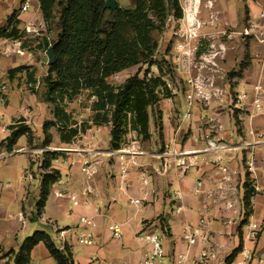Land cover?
I'll return each mask as SVG.
<instances>
[{
	"label": "crops",
	"instance_id": "0c3cea01",
	"mask_svg": "<svg viewBox=\"0 0 264 264\" xmlns=\"http://www.w3.org/2000/svg\"><path fill=\"white\" fill-rule=\"evenodd\" d=\"M116 1L121 6L122 0ZM214 1L220 6L219 17L225 21L250 18L257 10L255 2L264 3V0H241L239 9L230 0ZM12 15L20 22L21 30L30 25L43 24L39 0H0V27ZM237 42L236 49L229 53L225 64V68L230 71L236 65L241 69L245 54V46L240 41ZM7 45L15 47L17 55L21 57L18 60L15 57L8 59L10 70L21 66L30 67V71L37 68L34 55L36 52L41 53L35 48L38 42L31 46L35 50H29L31 48L21 47L19 41H0L1 49ZM249 48L248 71L235 75V84L228 82L234 92L249 90L262 77L264 46L252 41ZM231 53H236V61H230ZM43 66L44 63H40V67ZM0 72L4 75L3 70L0 69ZM37 75L36 73L34 78L36 81L39 80ZM9 79L22 92L26 104L22 108L24 115L14 116L15 111L11 109L5 92L1 91L2 87L6 89L7 86L0 87V95L3 94L5 98L0 106L7 108L9 112L8 123L0 128V133L9 132V138V127L24 119L23 124L30 129L35 128L39 134L42 119L53 117L51 110L31 92L33 84L28 83L26 74H17ZM35 90L37 91L36 87ZM187 110L183 95L162 101L159 126L153 123L152 114L150 117V140L143 142L136 139L125 143L116 151L110 148V129L105 126L94 127L73 146L61 144L59 140L60 148L71 147L74 150L52 163V168L61 173V181L52 186L37 223L27 221L23 205L25 199L20 197L23 189L12 191V184L4 185L0 182V264H13L12 259L5 255L9 251H18L23 242L36 232L47 234L57 250L64 252L68 248L73 264H142L149 252V247L139 239L140 233L145 229L165 237L166 256L158 264H170L174 252H188L190 258L198 254L201 247L188 249L181 240L180 230L184 225L198 226L201 219L207 220V230L215 238L221 252L219 264H227L229 260L232 263L238 253L237 249L245 244L243 232L250 222L257 223L261 227V233L256 243L248 242L247 246L264 258V196L254 194L252 190L255 183L264 190V116L251 118L249 110L243 108L237 114L242 125V130H238L235 119L230 118V112L222 106L204 108L200 112L195 109L192 120L184 117ZM201 112L214 115L217 121L222 120L223 123L209 125L200 121ZM3 120L4 116H1L0 121ZM251 130L254 135L250 134ZM206 137L221 140L226 145L224 158L227 161L229 172L226 176L230 177L229 182H224V175L212 165L214 155L205 151ZM6 139L0 140V161L5 158L3 153L12 156L14 152L13 150L10 155L2 146ZM174 148L183 152L196 151L192 158L193 166L186 170L175 167L164 169L163 160L158 155ZM19 150L26 151L25 148L16 151ZM251 157L256 160L255 175L250 174L246 166ZM63 161L73 162L74 165L67 166ZM86 161L96 170L91 177L85 173ZM124 169L128 170V177L125 179L121 177ZM122 182L127 184L126 192L119 189ZM199 183L202 184L200 188ZM86 189L90 193L85 196L83 192ZM248 189L252 195L247 208L245 199ZM177 194L182 198L177 199ZM72 196L79 200V206L71 205ZM133 201H138L139 204H133ZM229 204H233L232 209L228 208ZM178 208H181L179 213ZM61 210L72 224L59 222L51 215L54 211L59 213ZM83 217L91 220L94 227L82 224ZM45 227L53 229L55 235L52 237ZM114 227H118L121 239L115 238ZM88 234L93 235V245L80 244V237ZM79 246L83 253L76 254L75 248ZM29 264L57 263L45 245L39 244L31 252Z\"/></svg>",
	"mask_w": 264,
	"mask_h": 264
},
{
	"label": "trees",
	"instance_id": "16d2710c",
	"mask_svg": "<svg viewBox=\"0 0 264 264\" xmlns=\"http://www.w3.org/2000/svg\"><path fill=\"white\" fill-rule=\"evenodd\" d=\"M40 11L45 25V35L38 42L36 50L46 53L52 48L55 63L48 66L46 77L42 78L45 91L30 90L41 102L53 107L54 121L43 126L44 147L52 144L50 129L56 128L61 144L70 145L86 127H78L67 114L62 104L71 102L82 91L91 92L95 101L92 105L93 125H110L112 150H120L126 143L129 132H134L143 141H149L151 109L171 98L166 81H174L172 57L168 55L162 64L154 63L158 52V42L154 35L162 34L169 18L180 20L182 10L179 0H134V7L123 8L117 4L116 11L104 9L106 0H39ZM20 22L12 15L0 29L1 40H19L22 35ZM24 48L27 45L24 44ZM28 48H31L28 47ZM31 48L29 50H35ZM165 58V57H164ZM158 67L159 76L140 77V71L126 80L123 85L114 86L108 79L137 66ZM21 66L8 72L9 78L27 72L28 83L39 84L35 71ZM160 113V111H158ZM20 119L10 126L11 135L3 143L5 150L13 152L22 137L29 146L33 144V131ZM61 154L50 153L42 176L37 216L50 195L53 185L61 179V173L52 168L51 162ZM251 191L248 190L245 206L248 208ZM39 244H44L57 264H73L70 250L56 249L50 237L36 232L27 238L18 251H9L5 257L13 264H29L31 252ZM234 256V255H233ZM230 264V260L227 262Z\"/></svg>",
	"mask_w": 264,
	"mask_h": 264
},
{
	"label": "rangeland",
	"instance_id": "374dc122",
	"mask_svg": "<svg viewBox=\"0 0 264 264\" xmlns=\"http://www.w3.org/2000/svg\"><path fill=\"white\" fill-rule=\"evenodd\" d=\"M191 2H194V0H179V4L182 10V18L184 16V11L187 8H190V6L195 7L197 6V17L198 20L202 23V28H201V35L205 36V38H202L201 45L199 47V54L201 55L202 53H207L209 51H212L213 55L220 53L218 58H216V63L219 65V69H217L216 73L210 72L211 70H205L201 72L202 77L205 80H211L214 78L216 81L217 87H222L225 84H235V81H233V78L235 75H237L239 72L243 73L245 71H248V60L247 56H249L250 52V43L253 41L250 38L244 37L242 33L247 29L248 27V21L251 18H247L244 20H241V17L239 19L233 20V21H225L221 19L218 15L219 13V5L215 3L214 0L208 1L207 0H196V4L189 5ZM232 4L236 5L239 9H241V0H230ZM134 0H122L120 2L121 6L123 8H128L131 9L134 7ZM200 3V4H199ZM191 7V8H192ZM176 19L174 18H169L166 21L165 28L163 33L157 34L155 33L154 38L158 42V52L153 60L154 63H161L163 66V69L167 71L165 65L162 63V60H167L169 57H172L175 53V43H176V38L173 36L174 33V28L176 27L177 24ZM233 22V23H232ZM6 25V23H5ZM5 25L1 26L0 29H2ZM20 31H22L21 38L19 41L21 42V47H24V44L27 45V48L32 46L33 44L35 45L36 42H40L43 36L45 35V25L44 23L41 26H35V25H30L29 28H31L32 33L28 34L25 30H21L20 27H18ZM227 32L230 38L223 36V33ZM242 40V41H241ZM11 41V40H9ZM237 41H240L243 43L245 46V54L243 57V62L241 63V69H238V66L236 65V68H232V71L228 70L225 68L226 60L228 58V55L230 52L233 53V51L236 49L237 46ZM251 41V42H250ZM233 42V43H232ZM255 42V41H253ZM257 43V42H256ZM11 46V43H9ZM224 47L225 52L221 53L222 51L220 50L221 47ZM28 50V49H27ZM17 49L15 47H7L1 49L0 47V69L3 70L4 75L0 72V87L2 86H7V88L2 91L5 92V95L7 96V99L10 102L11 109L15 111L14 116H23V111L22 108L25 107L26 101L24 97L22 96V92L19 91L15 86L16 84H12L10 79H9V70L10 65L8 63V59L15 57L17 60L21 57L20 55H17L18 53L16 52ZM34 55L35 61H36V69L33 71H36L38 78H39V84L32 85V87H36L37 91L41 93L42 91H45V86L42 83V78L46 77L47 75V70L48 66L46 63L48 62L46 53H40ZM231 53V58L230 61L235 60L236 61V53L233 55ZM233 56V57H232ZM165 57V58H164ZM222 57V58H221ZM4 58V59H1ZM40 63H44L43 68L40 67ZM19 64V63H18ZM174 65V63H173ZM174 67V66H173ZM140 71V77H144V75H147L148 78H155L159 76V71L158 67L155 64V66H150V65H144L142 67L137 66L130 68L124 72H121L117 74L116 76L108 79V83L114 86H120L123 85L127 79L135 76L137 73ZM219 70V71H218ZM24 74H27V72H23ZM174 74V81L173 84L177 86V81H182L184 78H186L189 74L188 73H179L176 70L173 72ZM188 74V75H187ZM262 79H264V70L261 75ZM219 77H223L224 79L222 80ZM264 81V80H263ZM187 88L183 83L180 84L179 87V92H177L175 95L171 93V99H175L178 95H183ZM3 95V94H1ZM0 95V96H1ZM185 98V96H184ZM167 100V99H166ZM95 101V98L92 96L91 92L89 91H82L79 96H77L73 101L71 102H64L62 104V107L66 110L67 114L71 116L72 121L77 123L78 127H86V131L83 134H80L78 137H76L73 142L68 145V146H73V144H77V140L81 138L83 135H87L90 130H92L94 127L93 125V116L94 113L92 111V105L93 102ZM186 103L187 100L185 99ZM250 103L247 102V105L243 106L246 110H250ZM46 106V105H45ZM220 106V105H219ZM48 109L53 110V107L51 105H47ZM216 105L209 106V107H204L205 109L209 108H215ZM159 108L160 105L154 107V109H151L150 113L154 117L153 123L155 126H159L158 120H159ZM188 108V104H187ZM203 108V109H204ZM0 117L4 116V120L0 121V128L4 127L8 123V117H9V112L8 109L5 107L0 106ZM224 110H226L224 108ZM242 110V109H241ZM242 112V111H241ZM45 113V112H44ZM46 114V113H45ZM230 114V113H229ZM238 112L234 114H230V118H234L236 122V127L238 130H242V125H240L241 121L238 120ZM47 115H49V111L47 112ZM53 115V113H52ZM185 115V114H184ZM227 115V114H226ZM237 115V116H236ZM210 116V115H209ZM262 116V115H261ZM211 118L215 119L214 115L210 116ZM54 121V116L48 118L42 119L41 123L42 128L41 131H39V134L35 131V128H32L31 130L33 131V134L35 136L33 144L29 146L26 138H21L16 147L14 148V152L12 156H8L7 153H3L5 158L0 161V182L4 185L6 184H12L13 190H17L19 188L23 189V194H21V199L24 198V207H25V215L27 218L28 223H37L38 216H37V204L39 202V197H40V185H41V178L43 175H45L48 170L45 169V164L48 162V155L50 153L54 154H61L56 160L60 159L61 157L66 156L68 153H70V150H74L73 148H60L59 144V135L57 134V129L56 128H51L50 129V135L52 136V144L49 147H44L43 142L45 141V137L43 135V126L46 123H51ZM214 123H218V125H221L223 123L222 120H215ZM105 127H108L111 131L110 125H107ZM219 127V126H218ZM239 132V131H238ZM9 136V132H4L0 133V140H4ZM141 140L136 133L134 132H129L126 136V143L134 140ZM20 148H25L24 153L25 155H16L15 152H17V149ZM59 150H63L64 152H59ZM66 150V151H65ZM18 153V152H17ZM11 154V153H10ZM3 156V157H4ZM30 160V164H29ZM54 160V161H56ZM51 162L52 163L54 162ZM65 162V161H63ZM68 162V161H67ZM64 164V163H63ZM23 175V177H22ZM26 175V176H25ZM31 178H30V176ZM61 181V179L56 183L58 184ZM250 190V189H248ZM51 200V199H50ZM21 205V204H20ZM55 219H57L59 222L62 223H67V224H72V222L66 218L64 211L61 210L59 213L57 211H54L51 214ZM47 229V232L51 234L53 237L55 235V232L53 229L49 227H45ZM75 252L77 253H83L82 247H77L75 248Z\"/></svg>",
	"mask_w": 264,
	"mask_h": 264
},
{
	"label": "built area",
	"instance_id": "2783aa9c",
	"mask_svg": "<svg viewBox=\"0 0 264 264\" xmlns=\"http://www.w3.org/2000/svg\"><path fill=\"white\" fill-rule=\"evenodd\" d=\"M195 6L196 0L191 2L189 5ZM256 13L253 14L248 21L247 29L242 33L244 37L250 38L260 45L264 46V3L255 2ZM185 9L184 16L177 21L176 27L174 28L173 36L176 38L175 43V53L172 55V61L174 63V70L179 73H188L187 77L182 81H177V86L171 81H166V88L171 91L172 95L179 92L180 84L183 83L187 90L184 93L185 99L187 100L188 110L185 112L184 117L187 120H192L195 109L199 112L204 107L209 106H222V108L227 109L230 114L236 112L241 113L243 106L250 103V117L255 118L257 116H264V81L262 78L255 83L249 90L241 92L232 91L228 84L223 85L221 88L217 87L216 81L213 79L205 80L201 72L205 70H211L210 72L216 73L219 69V65L216 63V58L220 55L212 53V51L207 50V53L199 54V47L201 45L202 38L205 36L201 35L202 23L198 20L197 13L195 14L194 8ZM26 7L23 8V11ZM26 32L28 34L32 33L31 28H27ZM223 36L228 38L227 32L223 33ZM221 53L225 52L224 47L220 48ZM222 58V57H221ZM216 59V60H215ZM219 71V70H218ZM222 80L223 77H219ZM5 88L2 87V91ZM0 102L4 103L5 98L1 95ZM199 115L200 121H205L207 124L212 125L216 119L211 118L208 114L201 112ZM251 135H254L253 130L250 131ZM206 149L205 151L214 155V161L212 165L217 168L221 175H224V182H229L230 177H227L228 168L226 160L224 158V152L227 150L226 145L221 140L213 139L212 137L205 138ZM66 151V150H65ZM18 153L24 152L23 150L17 151ZM59 152H64L59 150ZM115 153V152H114ZM12 155V153L10 154ZM196 155V151H178L177 149H171L169 151H164L158 155V158L163 160V168L169 169L175 167L181 170H186L193 166L192 158ZM67 166H73V162H64ZM137 165V163H134ZM86 166L85 173L91 177L96 173L94 167L86 161L84 162ZM247 170L250 174H256V160L251 157L247 163ZM128 170L124 169L122 171V178L128 177ZM26 176V175H25ZM30 176V175H29ZM31 178V176H30ZM257 180V179H256ZM202 186L201 183L198 184V188ZM119 189L122 192H126L127 184L120 183ZM252 190L254 194H260L264 196V190H261L257 183L252 185ZM89 189L84 190L83 195H87ZM182 196L177 194V199H181ZM70 203L73 207L79 206L80 202L75 197H70ZM87 204V202H86ZM133 204H139L138 201H133ZM233 204H229L228 208L232 209ZM181 208L177 209V212ZM21 221L23 218L21 217ZM81 223L88 226L94 227L91 220L83 217L81 218ZM114 236L117 239H121L122 235L118 227H114ZM261 233V227L255 223L250 222L243 232L244 246L237 249L234 260L230 264H264V258L258 256L254 250L247 246V243H256ZM181 240L189 248L200 246L201 249L198 254L192 258L189 257L187 253L174 252L171 258L170 264H219L220 263V250L215 242V238L207 230V220L201 219L198 226L184 225L180 230ZM139 239L142 243L149 247V252L145 256L142 264H158L159 260L166 256L165 248V237L156 232L150 231L148 229L143 230ZM79 243L85 246H92L94 243L93 235H82L79 239ZM239 259V260H238Z\"/></svg>",
	"mask_w": 264,
	"mask_h": 264
},
{
	"label": "water",
	"instance_id": "95a60500",
	"mask_svg": "<svg viewBox=\"0 0 264 264\" xmlns=\"http://www.w3.org/2000/svg\"><path fill=\"white\" fill-rule=\"evenodd\" d=\"M105 10L109 11H116L117 9V1L116 0H106L105 5H104ZM46 56L48 59V62L46 63L47 66H51L55 63V56L53 54L52 48H49L48 51L46 52Z\"/></svg>",
	"mask_w": 264,
	"mask_h": 264
},
{
	"label": "bare ground",
	"instance_id": "6f19581e",
	"mask_svg": "<svg viewBox=\"0 0 264 264\" xmlns=\"http://www.w3.org/2000/svg\"><path fill=\"white\" fill-rule=\"evenodd\" d=\"M197 9H198L197 6H195V8H194L195 14L198 13Z\"/></svg>",
	"mask_w": 264,
	"mask_h": 264
}]
</instances>
